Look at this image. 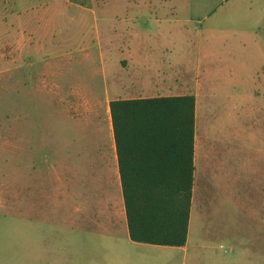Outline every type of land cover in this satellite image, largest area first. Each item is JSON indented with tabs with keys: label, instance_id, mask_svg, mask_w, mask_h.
Segmentation results:
<instances>
[{
	"label": "rangeland",
	"instance_id": "obj_1",
	"mask_svg": "<svg viewBox=\"0 0 264 264\" xmlns=\"http://www.w3.org/2000/svg\"><path fill=\"white\" fill-rule=\"evenodd\" d=\"M198 83L201 212L185 251L135 254L264 264V0H0V264L21 259L37 198L105 191L78 159L108 142V101L198 96ZM113 233L123 238V223Z\"/></svg>",
	"mask_w": 264,
	"mask_h": 264
},
{
	"label": "trees",
	"instance_id": "obj_2",
	"mask_svg": "<svg viewBox=\"0 0 264 264\" xmlns=\"http://www.w3.org/2000/svg\"><path fill=\"white\" fill-rule=\"evenodd\" d=\"M195 96L108 103L129 239L181 247L194 173Z\"/></svg>",
	"mask_w": 264,
	"mask_h": 264
},
{
	"label": "crops",
	"instance_id": "obj_3",
	"mask_svg": "<svg viewBox=\"0 0 264 264\" xmlns=\"http://www.w3.org/2000/svg\"><path fill=\"white\" fill-rule=\"evenodd\" d=\"M200 87L198 83L199 95H194L196 104L201 98ZM178 95L185 94L170 96ZM106 114L109 125L108 142L99 143L98 146L84 150L83 155L86 158L78 159L79 163L83 162L82 164L88 168H94V173H97L94 178L89 175V178L85 176V179L91 180V184L97 188H105V191L98 193V198H73V196L61 198V194L59 196L55 194L52 198H37L38 210L34 215L38 223L36 226L30 225L29 220L23 223L22 257L6 261V264H144L135 253L149 251L153 245L133 242L129 239L108 105ZM197 133L196 135L194 128L193 162L198 164L197 173L200 179L203 155L201 128L198 127ZM66 158H68L67 163L70 164V156ZM67 163L65 159L62 177L64 175L65 180H70L73 177V171L69 169L70 166ZM56 180L61 181L60 174ZM192 197L188 230L192 211L196 209L201 212V199L194 198V195ZM30 214L28 213L29 216ZM118 223H123L125 227L123 238H118L113 233ZM187 243L188 236L185 244L181 246L184 251Z\"/></svg>",
	"mask_w": 264,
	"mask_h": 264
}]
</instances>
